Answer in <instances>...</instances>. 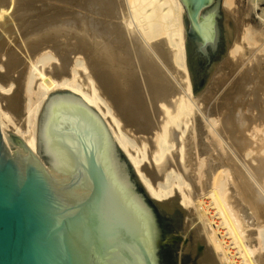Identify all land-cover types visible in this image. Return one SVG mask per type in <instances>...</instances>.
<instances>
[{"label":"bare ground","instance_id":"bare-ground-1","mask_svg":"<svg viewBox=\"0 0 264 264\" xmlns=\"http://www.w3.org/2000/svg\"><path fill=\"white\" fill-rule=\"evenodd\" d=\"M232 1L222 0L225 11ZM183 13L182 0H0L1 137L26 165L21 149L9 150L11 123L15 143L26 146L48 185L58 187V172L40 161L36 127L52 100L70 95L98 116L149 198L172 203L179 197L195 221L200 264H264V58L248 48L256 43L250 32L261 30L245 24L227 49L240 62L237 79L242 82L246 60L258 86L245 90L239 81L234 96L206 89L194 104ZM257 16L264 25V9ZM114 21L116 36L103 42L108 33L99 24ZM117 39H127L123 45L132 52L123 62ZM257 49L264 54V39ZM21 104L20 128L9 109Z\"/></svg>","mask_w":264,"mask_h":264},{"label":"water","instance_id":"water-1","mask_svg":"<svg viewBox=\"0 0 264 264\" xmlns=\"http://www.w3.org/2000/svg\"><path fill=\"white\" fill-rule=\"evenodd\" d=\"M182 1L196 104L207 70L229 45V27L222 0ZM14 142L26 165L0 133V264H194L179 256L183 212L140 193L84 102L52 100L36 127L40 161L58 172V187Z\"/></svg>","mask_w":264,"mask_h":264},{"label":"rangeland","instance_id":"rangeland-1","mask_svg":"<svg viewBox=\"0 0 264 264\" xmlns=\"http://www.w3.org/2000/svg\"><path fill=\"white\" fill-rule=\"evenodd\" d=\"M231 4H232L231 8H229L230 6H228V9L229 10L227 9V11H225L226 8H224V7L221 6V12H220L221 15H222V17L224 18L225 22L227 23V25L229 27V45H228V47L231 46V43L233 42L234 38L237 36V34L239 33V31L243 27H245V24H246V27L245 28H247V27L250 26L249 27V31L250 30H256L255 32H257V31H260L261 30V32H259V33L257 32V34H258L259 37L257 36V34L255 36V33H253L254 31L250 32L251 34H253L252 37L253 36L256 37V38H253L256 41V43L253 44V45H251V46H249L248 48L250 50H252L256 55H259L260 57L264 58L263 57L264 56L263 51L262 50L260 51V50L257 49V46H259L260 43H261V41L264 39V25L261 22V20L259 19V17L257 16L264 9V0H233ZM233 10H234V12H235V10L238 11V12H236L238 14H236V13L234 14ZM104 23H102V24L103 25H106V27L105 26L103 27L102 24H99V27L97 29L99 30V29L102 28L101 29V32L102 33H104L105 35L107 33L109 34V35L108 34L106 35L107 37H104L105 35H103V37L106 38V39H103V40H105L103 42H106V40H108V39L111 40V39L114 38V37H111V36H116L117 30H118V27H116V26H117L118 23H117V21L115 23H111V25H110V23L109 24L108 23H105L104 24ZM107 25H109V27L110 26L111 27L109 28ZM182 25H183V33H184L185 61H186V66H187V70H188V74H189V79H190V83H191L190 68H189V56H188V45H187V33H186V22H185V13H183ZM100 26H101V28H100ZM108 28H109V31L106 30V31H108V32H106L104 29H108ZM120 29L121 28L119 27V31H120ZM113 30H114V34L115 35L113 34ZM108 36H110L111 39L108 38ZM99 39H100V37L97 38V40H99ZM109 40L107 42H110ZM117 40L119 41L120 44L117 43L118 42ZM117 40H116L117 42L114 43V46L116 45L115 47H117V46L118 47L117 48L114 47V48L117 49V51L119 50L118 53L121 56V57H119L120 59L118 58L119 59L118 61L123 62L124 61V58H125L124 56L132 57V54H131V56L129 55L130 52H131V51L130 52L128 51L129 50V46H128L129 44L128 43H127L128 45L125 44L127 46L123 45L124 43H126L125 40H127V39H125L124 41L123 40H119V39H117ZM121 44H122L123 48H122ZM119 46H121V47H119ZM125 47H127L128 49L125 48ZM228 47L226 48L224 54L222 55L220 61L216 65V67L214 69H208L207 70V73H206V76H205V79H204V82H203V85H202V88H201L200 93L202 91L206 90V89L214 88L216 90V89H218V87L219 88L221 87L222 89L221 88L218 89L217 90L218 91L217 93H220L222 91H225L226 93H229V91H230V93L232 94L234 92L233 90L234 89H237L239 87L236 84L237 83L239 84V81L241 82V79H237V76L240 75L239 71L241 70V68H240L241 66L238 67V65H239L240 62L237 61L234 57H232V55L230 57L229 56L227 57V55H228L227 54V52H228L227 49H229ZM120 48H122L123 51ZM126 50L128 51L127 52L128 55H126L127 53H125ZM121 53H123V54L121 55ZM261 54L263 56H261ZM122 56H123V58H122ZM243 57L246 58V56H243ZM131 59L133 60V58H131ZM242 62H243L242 63L243 64L242 65V82H244L246 80H247V82L246 83H242L241 82L239 85H242V89H245V90H249L250 91L251 88L253 89L256 86H258L255 83H258L259 77L256 76V73H255L254 70H252L254 73L253 72L251 73V69H248L250 67V63H248L246 60H244ZM244 62H247V63H244ZM237 63H238V65H237ZM245 68L248 69V72L247 71L245 72V70H243ZM247 74L249 75V77L247 76ZM253 77H255V79ZM235 81H237V82H235ZM224 82H225V84H224ZM248 83L250 85H248ZM252 83H254V84H252ZM227 84L229 86L231 85L230 86L231 88L229 86H227ZM243 84H245V86ZM246 85H248V86L246 87ZM191 87H192V84H191ZM234 94H235V92L232 95H230V96H234ZM249 100H252V98L250 97ZM253 100L256 101L255 98ZM4 102L5 101L0 98V103L1 104H4ZM16 102L19 103V101H16ZM252 103H254V108H255L256 103L253 102V101H252ZM252 103L251 102H248V105L249 104L251 105ZM21 106H23V105L22 104L21 105H18L16 109H9V111H10L9 114L12 115L11 118H12V121L14 122L13 124L14 125H17V126H20V128L23 126V124H22L23 123L22 122L23 121V114H22V112H23L22 111L23 110L22 108L23 107H21ZM252 106H250V107H252ZM254 108H253V110H255ZM253 113H255V111H253ZM8 124L6 125L7 127H5V131H6V135H7V138H8L9 145L11 147V149H9V150L10 151H13L12 148L14 147V145H13L14 136H17V138H19V135H17L15 133L14 128H13L14 126L11 123L9 125ZM120 157L122 158V160H124L126 162L128 169L131 168V170H132V172H131L132 173V177L135 180L136 184L138 185V187L140 189L139 191L144 195V197L150 199L151 202H153V203H163L162 200L155 201V200L149 198V195L147 194L146 190L144 189L142 183L137 178V175H136L135 171L133 170L132 166L129 165V163L127 162V159H126L125 155L122 152H121V156ZM171 204H173L174 206H176L177 208H179L183 212V219L181 220V223H180V247H179V256L191 260L194 264H200V260H197V259H200V254H195L196 251L198 253V250L193 249V248H197V246H196V243H194V240H193L194 238H193L192 233H191V230L195 226V221H193L192 219L188 218V215H187V213H188L187 211L188 210H187L186 207H184L180 203L179 197L176 198V200H174V202H172ZM187 222H188V224H187ZM193 224H194V226H193Z\"/></svg>","mask_w":264,"mask_h":264}]
</instances>
